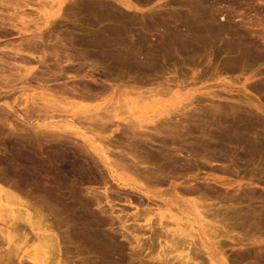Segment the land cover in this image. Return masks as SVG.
<instances>
[{"label": "rangeland", "instance_id": "obj_1", "mask_svg": "<svg viewBox=\"0 0 264 264\" xmlns=\"http://www.w3.org/2000/svg\"><path fill=\"white\" fill-rule=\"evenodd\" d=\"M28 1L27 0H21V2H19V0H10V1L9 0H0V4H1L0 5V7H1L0 10L1 9H4V11L1 10L3 12H0V17L1 16H2V18L6 17V19L8 18V19L12 20L13 19V16H14V19H13L12 22L17 26V29L12 30V33L14 34L13 36L11 35V36H9L7 38L0 36V57H1L0 59H3V60L4 59H7V60H4V61H7L9 63L12 62V63H10V65H8V68L6 67L7 65L4 66L5 68L8 69V70L5 69L6 70V73L5 74H7V71H8L9 74H10L9 71H13V73H15V71H16V73L17 72L19 73L20 71H24L25 68L26 69H29V70H33L32 71L33 73L35 72L34 75H33L34 78H32V76L29 77L28 78L29 80L26 81L27 84H26V82L25 83L22 82V84H20L21 82H19L15 86H7V87L6 86H1L2 88H0V190L3 191L2 192L3 194L6 191L13 192L17 197L19 196V198L21 200H24V201H26L28 199V201H26V203L33 201L34 203L31 202V203H27V204L35 205L41 211L44 212L43 214H45L44 216L47 219V221L50 224L54 225L53 226L54 233L56 235L60 236L59 239H61L62 237L66 236V237L62 238L64 240L63 241V244L61 242L62 246L65 248L64 249L62 247L63 248L62 249V252L63 253H62L61 259H63L67 264H104L105 263L104 254L102 253V251L99 248L97 249L95 247V249H93L94 246L93 247L89 246L91 248H89L87 250L86 247L88 248V244H86V243L83 244V242L81 240L79 242L78 239L75 240L76 244H74L75 243L74 242V239L75 238L74 239L73 238H70V240H69V238L67 237V235L69 236L70 234H71V237H72L73 236L72 234H74L75 224H74V218H73V212H72L73 211V208H74V205L77 206V207H80L83 204V206H84V203H82V202H87L85 200H88V201L93 202L92 203L93 204V207H92V210L93 211L95 209H97V210H99V209L101 210L102 209L103 210L104 213L103 212L100 213V211H96V212H99L101 214L100 216L103 215L102 218H104L106 220L107 219L109 220L111 218V215H112V220L110 219V222L112 221L114 223V226L115 227L114 226L112 227L114 229H111L110 230L109 227H105L103 229H105V230L107 229V230L111 231L112 233L114 232L115 233L114 235H117L118 234L119 237L116 236L117 239H118V242L120 243V241H121V244L126 245V248H124L125 250H123L121 252H118L119 254L117 253V255L114 257L113 261L116 260V264H162L161 259L163 257L166 258V260L168 261V262H166V264H186V259L183 260L184 262L181 261L183 259V256H182L183 255L182 254L183 253L182 252L183 249L180 250V249L176 248V250L178 249L176 251L174 249L176 246L172 249V246L174 245L173 241L175 240V242H176V239H177L176 236H173L174 235L173 231L179 230L181 227H179L176 224H174V222H169L170 223L169 224L170 226L167 229L168 232H166L165 231L166 229L162 228L163 226H159L158 224H155L158 221V220H156V219H158L157 218V215H155L156 213H158V214L159 213H164L166 215L169 214V212L167 211V209H164L166 207H163L165 205L163 203H159L158 204V202H156V203L154 202L153 203V202H151V200L150 201L147 200L145 196L139 194L138 192L132 190V188H131L132 185L134 184V185H137V186L143 185L146 189H148L150 191H156V192H162V193H164V191H165V193H164L165 196L163 195V198L164 199L166 198V200H169V199H171V196H172L171 193H173V190H172L173 189V184L170 181H168L166 185L163 184L164 186L161 185L159 187L155 183H147V182H144L143 180L139 179L137 176H134L133 175L134 173H132V171H130V170L127 171V169L121 168L119 165H118V167H116L115 166V162H117L116 155H114V154L111 155L110 154V157H109L110 160L108 162L111 163L112 164L111 166L116 170L115 175L117 174L116 175L117 176V179L114 180V177H112V174L110 173V171L107 170V166L103 162V159L101 158V156L103 154L102 151L107 148V149L110 150V153L111 152L114 153V150L116 149V147H117L118 150H119V147H120L121 148L120 149L121 151H124L125 150V152H129L128 151V148H126V145H125V144H127L128 139L125 138V135H124V138L122 137V135H123L122 132L123 131L122 132L121 131L120 132L119 131L111 132V130H110V131H106V132L103 133V132H101L99 130V131H95L93 133H90L88 131L90 128L87 125V122H85L86 121L85 120V117L92 115L98 107L104 108L105 105L110 106V105H113V103L115 105V102L123 101V103L122 102L116 103V105L118 107L121 106L119 108L121 110L120 113H121L122 116L120 115L119 118L126 119L125 124H127L131 120H132L131 122L134 121L135 123H137L138 121H142V124L143 125H145L147 127H150V126L152 127L150 119L153 118V117H155V116H158L159 113L162 112L163 117L160 120H158L157 118L154 119L159 124L160 123L159 121H162V119H165L166 118V116H164V113L165 112H163V111L170 110L174 106H176L178 104L177 103V100L176 99H170L168 97H164L165 99H163V101H159L160 104H158L159 102H157L155 104H152V106L150 104V107L149 106H146L144 104H142L141 106L140 105L138 106V105H135V104H132L131 105L129 103H128V107H127V105H126L127 104L126 103L127 100L128 99L130 100L133 97L136 98L138 95L135 96V94H137V93L134 94V91H132L131 88L128 89L130 91L129 92V95H128V92L127 91H126L127 92L126 94L125 93H121V90L120 89H119L120 90L119 92L122 95L119 92L116 93V90L115 89L117 87H120L121 88V86H118L117 84H119V81H113L114 80L113 78H115V76L117 74H122L121 72H124L126 74H129L126 70L129 71L132 68L130 69V67L128 66L129 69H127L128 67L125 66V69H126L125 70L124 69V66H118V68H117V66L115 67V65H113L110 60L108 61V60H105V58H101L102 56L99 53H95L96 51L93 52V49L94 50H97V49H95V47L92 46V45L90 47V45H89L90 42L87 43L91 38L94 37V35H99V34L104 33V31L107 29V27H109V25L111 26V23L110 22L113 21L112 19L109 20V18H107L108 20H101L103 18L105 19L106 17H102V16L101 17H98L99 14L96 15L94 8L90 7L91 4H97L96 1L98 2L99 0H92V1L91 0H89V1L88 0H74V1L73 0H70V1L69 0H66L63 4H61V1L62 0H28ZM116 1L117 0H113V2L111 0H100L98 2L97 6L100 7L102 5L103 7L104 6L112 7L114 5V7H112V8L115 9V8H118L119 7L120 9L118 8L116 10H118V11L124 10L123 8H121V6H119L116 3ZM118 1H122L124 3L127 2L126 4H131L135 8L132 12H127V11L125 12V10L123 11L124 16L122 17V20H124V21H121V22L123 24L127 23L126 26L128 25L127 26L128 29H126V32L127 33L126 32L124 33V35H125L124 38H126V36H127L128 40L132 38L131 40H129V41L126 40V41L130 42V41L134 40L133 38L134 37L136 38V36H134V35H136L135 33L138 31V32H142V33H145L146 32L145 35H147L148 39H150V42L151 43H154V42H156L158 40H161L163 37H166V35L163 36L165 34L164 32L166 30L167 31L168 30L170 31V30L173 29V27L175 28V27H181L182 25H185V23L188 21V19L191 16V14H193L192 12L194 11V9L197 7L196 4H198V1L199 0H179L180 2L178 0H173V1L172 0H118ZM237 1H239L241 3L237 2ZM70 2H72V3H70ZM100 2H101V5L99 4ZM217 2H218V4H221L222 3L223 5L224 4L227 5V3H228V5H230V6H232V5H233V7L236 6L237 10H239L240 8H242V10L246 9V11L248 12V15L250 17H252L253 22L256 23V25H258L260 23V25H258L257 27L255 26V30H258V32L255 31V32H253V34H252V31H254V30H252L249 27L250 25H248V26L247 25H244L242 22H238L237 23L238 25L236 24V26L234 27L235 33L237 31V34H238L237 35L238 37L236 36L237 37V41L238 42H241V44H244V45H242L243 47H245L244 48V51L246 52V54L248 53L251 56V57L250 56H247V58H244V59H242V57H240V59H242L243 63H241L242 61L240 60V62L237 64V66L235 65L236 67L235 66L233 67V65H232V67H229L228 66L229 67L228 68L227 65H226V63H225L226 59H224V58H227V60H229V58H228V56L226 57V53L224 52V50H223V48L221 46H223L222 44H224L225 42H227V40H229V39H226L228 37L225 38L226 41H225V39H223L224 41L222 39H219V40H217L219 42H217V41L214 42L213 46L210 47L207 50V52L209 54H207V53L204 54L202 52V54H201L202 56L201 55H198L199 57L196 56V59L194 61L197 62V63L195 64V62H194L193 65L191 64V65L188 66L186 64L188 62H186L185 59L183 58L184 56L186 57V55L182 56L183 60H181L182 58H178L177 59V57L172 58L174 56L171 55V56H169V59L170 60L168 61V56L166 57L167 58V62H166L167 63L166 64L167 67L165 65L166 68H164V69H166V71L165 70H162V71H164L165 73L166 72L167 73L170 72L171 75L173 73V75L171 76L170 73L167 75V73H166V75L163 74L164 75V78L171 79V77H172L171 80H175V78H177L176 80L185 81V82H182L181 81L182 82L181 86L184 87L183 89H186L187 90V91L186 90H183L182 91V99H184L185 97H187L188 94H191V93H194L195 96H197V95L199 96V95H203V94H208V93H213L215 91L217 92V94H220V95L222 93V95L220 96V98H218L219 100L213 99V101H214L213 103L215 105L219 106V107L221 105L222 111H221V108H219V109H220L221 112H223V114H220L219 109L218 110H215L214 108H212V110H211V108H209L210 109L209 111H211V112L206 111L207 113H203L205 111H202V110H208V107H210L213 104V103L210 104L211 101H209L208 103L205 102L207 100H206V98L204 96H203L204 98L202 96L199 97L202 101L205 102V103L203 102L204 104L203 103L202 104H199L200 106L198 105V102L196 104H194V105H198L197 106L198 109L201 110V111H199V112H201L200 113V116L202 115L203 117L202 116L200 117V116H197V115H195L193 117V120H195V117H196L197 120H195V122L197 124L194 123L193 120L191 121V119L189 120L190 121L189 122L190 124L187 122L188 125L187 124L186 125H187V127H188L187 129L189 131L187 133L188 134L190 133V135L189 136L187 135V137L185 139L188 142H191V141H194V139L196 140L197 138H200L201 137L200 135H202V133L204 131H205V135L206 134L207 135H210L211 134L210 132H212L211 129H214V128L221 129V130L222 129L223 130H226L225 129V127H226L225 124H228L229 125V123H231V121L234 118V116H240L241 115L242 116L241 118H243V116H245L246 118L247 117L248 118H251L250 120H251L252 123H256L257 122L259 124H262V122H263V124H264V120H263L264 119V116H263V114H261V113L260 114H257L259 112H257L256 109H253V107L251 109V107H249L247 105H246L247 106L246 107L245 104H242L241 105V104H237L236 103V100L242 99L240 101H245V99H246V101H247L248 99H251L250 101L254 105H256V106L257 105L264 106V31H263L264 30V27H263L264 26V22L262 21V20H264V18L262 19V17H264V4L263 3H258L257 0H253L252 1L254 4L251 2V0H241V1L240 0H235V1H233V0H222V1L221 0H217ZM248 2H250V3L248 4ZM78 3H79V5H77ZM87 3L88 4L90 3V4L88 5ZM188 5H190V6H188ZM191 5L193 6L194 9L191 7ZM65 6H66L67 10L64 9ZM87 6L89 7V10H88ZM70 7L72 9H69ZM248 10H250V12ZM62 11H64V12H62ZM90 11H91V13H90ZM83 12H85V13H83ZM16 13H17V15H16ZM59 13H60V16H61V14L62 15L64 14V17L66 18L65 20L64 19H61L60 20L61 23L56 18L57 16H59ZM258 13L260 15H257ZM2 14H4V16ZM5 14L7 16H5ZM55 14H58V15L56 17H54ZM85 14H87V15L85 16ZM89 14H90L91 17L88 16ZM125 14H126V16H125ZM124 17L127 18V19H123ZM45 19L48 22H50V21L51 22L54 21V22H52V24L51 23H47V21ZM131 19H133L134 21L131 20ZM258 19H261V20L259 21ZM25 20L26 21L28 20L29 23L24 24L23 22H25ZM34 20H35V22H34ZM94 20H95V22H94ZM98 20H100L101 22L98 21ZM56 21H59V23L56 22ZM218 21H220V19ZM257 21L259 23H257ZM0 22H1V19H0ZM49 24H51V25H49ZM180 24H182V25L179 26ZM250 29L252 31H249ZM163 30H165V31H163ZM19 32H20V34H19ZM100 32H102V33H100ZM41 34H42V37L45 35L43 37V40L44 41H47L48 40V41L45 43V42H42L41 40H38V41H40V43H43V47L41 49L39 48L40 51H39V49L36 50L35 55L38 56L37 59L30 57L32 60L31 59L30 60L28 59L26 61V60H23L22 58L20 59L19 56H16L14 54V51L9 50V48L10 49L11 48H15L16 49L17 47L20 48V46L23 45V44H24L23 46H26V44H28L26 42L28 41L29 37H30L29 40H31V39H33V37L35 35H37L36 36V38H37L38 36H41ZM56 34H58L57 36H59V38L56 37ZM68 34H69V36H68ZM91 35H93V36H91ZM89 36H90V38H89ZM161 36H162V38H161ZM54 37H56V39H54ZM24 38L27 39V40H24ZM51 38H53V39L51 40ZM83 38H85V39H83ZM242 39H244V40H242ZM21 40H23V41H21ZM55 40H57L56 42H58L57 44H55L56 46L58 44H60V46L58 45L59 48L58 47L57 48H53L54 46L52 45V43H54ZM61 40H64V41L62 42ZM67 40L69 42H71V44L68 42L67 45L68 46L70 45L69 47H71V45L73 46V48H71L70 51L62 46V44L64 42H65L64 44L66 45ZM86 40H87V42H86ZM49 42H50V45H49ZM82 42H83V46H82ZM77 45H78V47H80L79 49H78ZM124 45L127 48H129V49H131L132 48L131 46H133V45L130 46L129 43L127 45V42ZM248 46H249V48H248ZM61 47H63V48H61ZM55 49L56 50L59 49L60 50L59 53L62 51L63 53L62 52L61 53L63 55L61 53L59 54L58 51L56 52ZM253 49H254V52H253ZM67 50L70 52V54H73V55L77 54L76 57L74 56V62L73 63H70V65L72 64V66L69 65L68 68L66 67L67 70H68V72H69V69H70V72L71 71L74 72V73L71 72L73 75L70 72H69V74H68V72H66L67 73V76L66 77L67 78L70 77V78L67 79L65 77H62V79H59L58 82H53L54 80H51L50 79L51 84H50V81H49L48 82L49 83L48 86L51 89L53 88L52 89L53 91L50 88H46V87L42 88L43 86H40V85H43V82L40 83V84H38V81H36V82L33 81V79H35V77H38V78L39 77H42L43 76L42 75L43 73H44V76L46 75V77H47L48 73L52 72V70H53V72L56 73V72H59L58 71V68L61 70V68L63 66H67V65H63V63H65L64 61H66V58L64 57L65 56L64 55V51H67ZM72 50H73V52H72ZM26 52H28V51H26ZM131 52H133V51H131ZM56 54L59 55V57L56 59V60H59L58 61L59 62L58 64L60 66L63 65L61 68L56 65V61H55V58H54V56ZM47 55H49V56H47ZM80 55L82 57H80ZM83 55H84V57H83ZM50 56H52V57H50ZM142 56L143 57L147 56V53L146 52H143ZM258 56H260V57H258ZM202 57H205V58H203L204 60L202 59ZM248 57L251 58L252 61H251V59L247 61V59H249ZM59 58H61V59H59ZM62 58H65V59H62ZM19 59H20V61H19ZM179 59L181 61H179ZM177 60H178V63H177ZM21 61H23V62H21ZM44 61H46V62H44ZM89 61H91V62H89ZM98 61H100V62H98ZM60 62H63V63H60ZM82 62H83V64H82ZM85 62L86 63L89 62L91 64L88 65ZM201 62H203V63L201 64ZM190 63L191 62H189L188 64H190ZM92 64H94L95 66L92 65ZM174 64H175L176 67H173ZM87 65L90 68L91 67H94V68H91V70H88L90 68ZM21 66H22V68L24 67V69H22ZM80 66H82L83 68L85 67L84 70ZM168 66L170 67L171 70L168 68ZM178 66L181 67V70H180V68ZM205 66L206 67L208 66V67L206 68ZM211 66H212V68H211ZM19 67H20V70H19ZM56 67H57V70L55 69ZM78 67H80V69L82 71ZM219 67L220 68L222 67V68L220 69ZM239 67H241V68H239ZM74 69H77V70H80V71H77V70L75 71ZM93 69H94L95 72L92 71ZM122 70H124V71H122ZM133 70H135V69H132V71H130V72L133 73V74H135L136 71L134 72ZM207 70H209V71H207ZM201 71H203L204 73L202 72V74H201ZM45 72H47V74H45ZM215 72H216V74H215ZM183 73H184L185 76L183 75ZM226 73H227V75H225ZM51 74L53 75V73H50L47 78H51L52 77ZM78 74L80 76H83V75L86 74V76H89V77L94 74V76H92V78H91L92 81H91V80H89V77H88V79L87 78L86 79L84 78L85 80L83 78L80 79L81 77L75 78L74 76L78 77L79 76ZM203 74H206L205 75V78H204V75ZM211 74H214L216 77H214V78L211 79V77H212ZM217 74H218V76H217ZM1 75H4V73L2 74V72H0V76ZM50 75H51V77H50ZM198 75H200L199 77H202V78H199V79H202V81L197 79L198 78ZM178 76H179V78H178ZM96 78H97V80H95ZM107 78H108V80H107ZM195 78H196V80H195ZM52 79H53V77H52ZM186 79H188L189 81L186 80ZM203 79L206 80V83H205V81H203ZM65 81L66 82L69 81V83H70L69 85L70 86H75V87L77 86L76 89H79V90L81 88H83L84 85H86V86L88 85L87 87H89L93 91V92L92 91L90 92L91 93L90 95H92L95 92H98V90H100L101 86H103V83H105L104 85H108V86L109 85H112V86L114 85L113 88H115V87L116 88L113 89V91H115V93H112L113 91L111 90L112 92L109 91L108 93H105V94H102V95L101 94L99 95V94L96 93V97H95V94H93V97H90V100L88 98H87L88 100L86 98L85 99H82V98L79 99V98H77V97H75L73 95H71L69 97L70 94H65L64 95L61 92H58V94H57V91L58 90L60 91V89H57V88H59L58 85L62 84ZM94 81H95V83H94ZM107 81H110V82H107ZM198 81H200V82L197 83ZM202 82H203V84H201ZM184 83H185V85H184ZM172 84H173V88H174L175 83H172ZM194 84H195V87H193ZM115 85H117V86H115ZM197 85H199V86H197ZM148 87L151 88V85L150 86H145V88H143L141 90L142 91H147L148 89H146V88H148ZM152 87L154 88V87H156V85L155 86L152 85ZM47 89H49L51 91H49V90L46 91ZM94 90H96V91H94ZM123 90L124 89H122V92H124ZM199 90H201V91H199ZM131 91L133 92V94L131 93ZM46 92L48 94H46ZM87 95H89V94H87ZM105 95H106V99H104L105 98ZM121 96L124 97V98H122ZM224 97L227 99V101H226V99H225V101L223 100ZM42 98H45L46 100L45 101H42ZM59 98L62 101H60ZM67 98L69 99V101L67 100ZM91 98H92V100H91ZM166 99L167 100L169 99V100L167 101ZM164 100L166 102H164ZM109 101L110 102H113V103H109ZM68 102H69V104H68ZM189 102L190 101H186V102L184 101L185 104L186 103L188 104ZM108 103H109V105H108ZM43 104H44V107H46L47 109L43 107ZM168 104H172V107H171V105H168ZM45 105L52 106L53 108L52 107H47ZM124 105H126V107H124ZM153 105H155V106H153ZM167 105H168V107H167ZM194 105L191 106V107H195ZM231 105H233V106H231ZM238 105H240V107H238ZM137 106L139 108H137ZM142 106H144V107H142ZM205 107L207 109H205ZM233 107H235V108L233 109ZM39 108H42L44 110H41V112H40V110H38ZM144 108H147V109L144 110ZM35 109H37V111H34ZM123 109H125V110H123ZM139 109L141 110V112H140ZM198 109L196 108V114H198ZM52 110H54V111L52 112ZM57 110L58 111L60 110V112H58ZM64 110L67 111V112H65ZM130 110H132V111H130ZM213 110L214 111H218V112L217 113L216 112L214 113ZM235 110L239 111L240 114L236 115L238 112L235 113ZM62 111H64V112H62ZM249 111H251V112L249 113ZM212 112H213V114H212ZM252 112H253V114H252ZM43 113H45V114H43ZM203 114L206 115V118H205V115H203ZM233 114H234V116H233ZM222 115L224 117V119H222L223 121L221 120L222 121V124H224L223 125V128H222V125H220V123H221L220 119L223 118ZM225 115L226 116L229 115V117H226ZM82 116L83 117L85 116V117L83 118ZM199 117H200V119H203L204 121H201L199 119ZM210 117H211V119H210ZM183 119H182V121H183ZM212 119H214V120H212ZM258 119H260V120H258ZM116 121L117 122L119 121L120 123H123V122H121L122 120L120 121L119 119L116 120ZM82 122H83V124H81ZM146 122H150V123H146ZM191 122H193V123L191 124ZM210 122H212V123H210ZM193 124H196V125H193ZM72 125H74V126H72ZM192 125L194 126V128H195V126L197 128H199V130L197 128H195L197 130H194L192 128ZM211 125L214 126V127H212ZM217 125H220V126H217ZM13 126H14V128H13ZM49 126H51V127H49ZM58 126L66 128L65 130L67 131V133L65 135L66 136H70L68 138L69 140H64V141H66L65 143L63 142V140L62 141H58L55 137H53V134L52 133H56V132L57 133H60L61 132V130H57L56 129V128H58ZM209 127L211 129H209V132H208V128ZM191 128L193 130H190ZM200 129H201V132H200ZM12 130H14V131H12ZM120 130H124L123 127H121ZM206 130H207V132H206ZM190 131H192V132H190ZM86 132H88V133L85 136L89 139V140L87 139V141L84 139V137H80V135H75V136L74 135H71V134H74V133L83 134V133H86ZM191 133L194 136H191ZM212 133H214V132H212ZM261 134H264V130H263V132ZM204 136H202V137H204ZM52 137H53V139H52ZM116 137H118V138L116 139ZM122 138L124 140L126 139L127 141L125 142ZM101 139H103V140H101ZM109 139H111L113 142H111V140H109ZM118 139L119 140L121 139L122 141H124V143H125L124 145L125 146L122 145V147L124 146L126 149L124 147L122 148L119 143H118L119 147H118V145H116L117 142H118ZM72 140H74V141H72ZM105 141L108 142V143H106ZM76 144H78V145H76ZM79 144H81V145H79ZM112 144H113V146H115V148L113 146L111 147ZM230 146H226V148L227 147L228 148L230 147V150L227 148V154L228 155L231 154V156H237V153L236 152H238V153L241 152L240 149L236 150L237 148H235V147L233 148V145H230ZM151 147H154V146H151ZM155 148H156V146H155ZM157 148H158V146H157ZM231 149H232V151H231ZM118 150H115V152L116 151L117 152H120ZM234 152L236 153V155H235ZM215 153H216V151H215ZM90 154H91V156H90ZM220 154H222V153H216L215 155H216L217 161L215 160L212 165H210V166L208 165L207 168H205V169H203V166L202 167H196L195 166V169H190V171H191V174H190V171L188 172V170L187 169L185 170L184 169L185 167H184L182 170L180 169L181 170V173L182 174H188L189 173L191 175V177L197 175L198 178H200V177L201 178L207 177L209 174H212V176H215V177L220 178L221 182L223 180H225V179L226 180H230L233 177H236V178H233V179L235 180V182L237 184L236 186H238V185L241 186V187H239V186L237 187L240 190L230 189L228 191L229 194H231L232 192L235 193L236 191L240 192L241 190H243V191H241L242 193H244V192L250 193L251 190L255 187V189L257 190L256 192H258V191L259 192H258V194L256 193V196H255V201L256 202H254V204H255L254 206H256V207L262 206L263 203L260 201V198H261V195L260 194L264 193L263 192L264 191V170L262 168V165L264 164V162H261V164H260V161L261 160H260V158H257V159H254L253 161L255 162L256 160L258 161V159H259V162L256 161L255 162L256 164L253 163V162H251L255 167L252 164L251 165L250 164L247 165L248 166V169H250L251 166H252L251 169H253V170L255 169L254 171H256V169H257V172H255V173L257 174V177L260 176L259 178H261V180H259L260 183L258 182V180L257 181L256 180L253 181V182H256V184L259 183L260 184L259 186L254 185L252 187H248V186H250L248 184H250L251 182H249V175L247 174L248 177L246 176V171L243 172V170H240V174H238V175H236V173H234V174H229L228 173V177L229 178H227V174L225 175V173H223L221 170H219V172H218V170H216V169H218L220 167V165H228V166H230L231 169L234 168L233 166H231L230 161H229V158H227L226 156H223V154H222V156H220ZM193 157L190 158V159H188V158H186V159H188L189 161H191V159H192V161H193L192 163H195L196 161H198V159L201 160V157L200 158L197 157L198 159L195 157L197 160L195 158H193ZM186 159H184V160H186ZM202 161L205 162L204 159ZM185 163H187V162H185ZM257 165H259V166H257ZM184 166H186V164ZM212 166H213V168H215L214 170H211L210 169V167H212ZM10 169H11V172H10ZM260 169H261V171H260ZM198 170L202 174L200 172H198ZM186 171H187V173H186ZM194 172H196V173L194 174ZM259 172H260V174H258ZM242 176H244V178ZM106 177H107V179H106ZM119 177L120 178H123V180H118V179H120ZM2 178H3V180H2ZM6 178H7V180H6ZM222 178H224V179H222ZM105 179H106V181H105ZM4 180H6V181H4ZM183 180L184 179H179L178 183L179 182H182ZM106 183H107V185H106ZM168 183H170V184H168ZM226 183H227V181H226ZM128 184L130 185V187H129ZM151 184H153V185H151ZM246 184H247V186H246ZM126 185H128V187ZM154 185H156V187H154ZM219 186H220L219 184H218V186L216 184H214V183L211 184V187H213V188L216 187L215 188L216 190L217 189L218 190L221 189L220 190V193L227 192V190L224 189V187L221 188V186L220 187ZM19 189H20V191H19ZM108 189H111V192H108V191H110ZM114 189L117 192L114 191ZM181 189H180L181 193L182 192L184 193V191H182L183 189L182 190ZM247 189H248V191H247ZM41 190H42V192H41ZM171 190H172V192H170ZM166 191H168V192H166ZM87 193H88V195H87ZM91 193H92V195H90ZM128 193H130V194H128ZM28 194H31L33 196H31V195L28 196ZM107 194L109 195V198L108 199L106 198L107 197L106 196ZM112 194L113 195H116V196H113ZM214 194L217 195L219 193L216 192ZM94 195H96V196H94ZM185 196H186L185 197L186 201L193 200V197L192 196H190V195L188 196V194L185 195ZM222 196L221 197L220 196H217L218 199L216 197H212L210 199L209 198H203V199L200 198L198 200V202H200V203L201 202L202 203L205 202L203 204H205V205L207 204V205L205 206L206 208L200 206V208H202V209H199V212H202L205 209H210L211 213L220 212L228 204L226 202H225L226 205L224 204V202L222 201ZM28 197L30 198V201H29V198ZM119 197L122 198V199L120 200ZM123 197H126V198H123ZM139 197L144 202L146 201L145 202L146 205L144 207H139L138 205H136V206L134 205V204H136L138 202ZM73 198L74 199L77 198V200L76 199L74 200ZM112 198H114V199H112ZM130 198H131V201L130 202H128L129 200L126 201V199H130ZM257 198H259V199H257ZM115 199H117V200H115ZM123 199L126 202H124ZM144 199H146V200H144ZM201 199H202V201H200ZM53 200H56V201L52 202ZM98 200L100 202L102 201L101 205H99V206H98V203L95 202V201H98ZM204 200H208V201H204ZM57 201H58V203H57ZM109 201H111V202H109ZM133 201L135 202L134 204H132ZM248 201L249 200L247 199V202ZM47 202H48V204H47ZM79 202H80V205H79ZM220 202H221V204H219ZM247 202L244 201V203L242 204L241 207L244 208V209H246V203ZM64 203L67 204V205L65 206ZM10 204L14 205L13 208H19L20 207V206L17 205V203H14V202H12V203L10 202ZM54 204H56L57 206L54 205ZM130 204H132V205H130ZM156 204L159 205V207ZM229 204H231V203H229ZM15 205H17V206H15ZM210 205L214 206V209L215 210ZM50 206H51V208H50ZM178 206H179V208L182 211H180V210L179 211L176 210V211L179 212L180 214H176L177 212L175 213V209H177ZM178 206H176L174 208V214H175L174 216H175V218L177 220H182L181 223H186L187 222L186 219H188L187 217L189 216V220L191 222L190 224L192 225V227L188 228V230H186V233L187 234L192 233L196 237V240H194L195 241V244H196L195 245L196 248L195 247L193 248L196 251V253L194 251H189V250H188V252H190V254H193L191 257L196 258V263H198V264H210L209 261H208V256L206 255V252H205V254H204V252H202L203 255H205V256H203L201 253L199 254V251L198 250H200V246L199 247L197 246V245H201L204 242L203 240L209 241L211 243V240L208 239V237H209V236H207L208 234L204 233L205 232L204 230H207L206 227L208 225L210 226V228L211 227H214L215 228V227L220 226L221 223H222V225H221L222 227L225 228V226L227 225L226 228H228V229H224L223 228V230L221 231L222 234L223 233L225 234V232H223L225 230L228 231L231 234L232 230L231 229L229 230L230 226L228 225L229 223L227 221L229 219H232V218H227L228 216H225L228 219L226 221V219L225 220L223 219L222 215H220L221 218H218L219 215L217 217L212 216V215H211L212 216L211 217V216L208 215L209 216L208 217L205 214H203L205 216L202 217L203 215L201 216L200 214H198L197 211L196 212L193 211V209L191 207H189V206L185 207L186 205H183L182 203L178 204ZM222 206H223V208H221ZM45 207L48 208V210ZM20 208H22V207H20ZM23 208H22L23 210L26 209L25 206ZM55 208H57V209L54 210ZM144 208H148V209L149 208H151V209H154L155 208L156 209V212L154 214L150 215V219L151 220H153V221L156 220L155 222H152L151 221V224H153V229L158 231L157 232L158 234L164 235L165 232H166V234L164 236H162L160 240H155V237H153V235H152V231H150L148 229L149 227H146L143 230V231H145L144 233H143V231L137 233L138 236H140V238H141L140 246H142V248L141 247H138L137 248V246H136L137 243L134 241V238H132L133 237L132 235L130 236V234H128L127 231L125 232L124 230L119 231L120 230L119 229V220L116 221L117 220L116 218L118 216H120L122 218H123V216H125V219L124 220H126L129 217L130 221L127 223V225L130 227V231L133 230L136 227L139 228L140 225L144 227L145 225H147V223H144V220L141 219L142 222H141V220H139L140 222L138 221L137 223H135L134 220L131 219V217H130L132 215L134 216V214H136V212L139 213ZM189 208H191L192 211ZM49 209L52 210V211L49 212L50 211ZM71 209H72V211H71ZM139 209H140V211H139ZM85 210H86V213H87V214L85 213L86 215L84 214ZM212 210H213V212H212ZM222 211H225V210H222ZM31 212H33V211H31ZM81 212H80L81 215H85L86 217L88 216L87 218H91V214H90L91 213V209H89V208L86 207L84 209L83 213H81ZM107 212H109V213H107ZM112 213H115V214L113 215ZM5 214L6 213L4 211L3 212L0 211V215H2V216L4 215L5 216ZM55 214L58 215V216H56ZM104 214H105V216H104ZM196 214H198V215H196ZM46 215H47V217H46ZM52 215L55 216V217H53ZM178 215H180V216H178ZM230 215H232V214H230ZM176 216H178V217H176ZM68 217H69V219H68ZM215 218H216V220L219 219V221H218L219 223L216 222V221L214 222L213 219H215ZM222 219H223V221H222ZM114 220H115V222H114ZM232 220L234 221V225L236 226V224H237V223H235L236 219L233 218ZM238 221L239 220H237V222ZM66 222L67 223L69 222V223L66 224ZM164 222H165V220H164ZM223 222L225 223L224 226H223ZM250 222L247 221L245 223H240V224L238 223V225H237L238 227L236 226V228H234L235 226L234 227H231V228H233V230L235 229L234 230V233L232 232V235L233 236L234 235L236 236V238L235 237H232V238H235V240L238 241L237 240L238 237H239L238 239L243 238V237H245L243 235H246V234H248V236L250 235L249 237L255 236L251 232L252 229L250 230L248 228L250 226V224L247 225V223H250ZM23 223L26 225V227L24 226V228L27 229L29 227V225L26 224L25 222H22V224H19V226L20 225L23 226L24 225ZM232 223L230 225H232ZM58 224L60 225L61 228L59 227ZM244 224L247 225V227ZM182 225H184V224H182ZM203 225H205L206 227L203 226ZM65 226H67V227H65ZM68 226H69V229H68ZM20 227H18L17 229L19 230ZM154 227H156V228H154ZM204 227H205V229H203ZM6 228H7V226L0 221V229L1 230L4 229V231H6ZM21 228H22V230H24V232H20V231H22L21 229H20V231L17 230L19 233L17 231H15V233H16V235L18 237L14 241H16L18 238H20L19 236L21 234H23V233H26L28 235V238L26 240H31V239L34 238V234L31 231L30 227L27 229L28 231L25 230V229H23V227H21ZM56 228H58V229H56ZM70 228L72 229L73 233H70ZM237 228H239V229H237ZM159 229H160V232H159ZM248 229L250 230L251 233L248 232L249 231ZM66 230H68L69 232L66 231ZM107 230L106 231H103V232H109ZM163 230L165 232H163ZM244 230H246V231H244ZM254 230L255 229H253L252 231H254ZM29 231H30V233H29ZM255 231H254V233L256 234ZM63 232L66 235H63ZM59 233H60V235H59ZM258 233H260V232H257L256 236L253 239L255 241L257 240L259 242H257L256 244H253V245H246L247 243H245V242L244 243H241V245H238V243H236V242L235 243H232V242H230V240L227 241V239L222 238V234H221L220 237H219L220 238L219 240H221V238L223 239V244H222L223 247H222V249H219V250L223 253V256L225 258L228 255L230 256V257L228 256L229 259H227V260L229 262H231V264H234L233 263L234 261H236V262L238 261L239 263L241 262L240 264H249L250 262L253 263L254 262V259H255V258H253L254 257L253 255H255V257H256V254L262 253V252H263L262 254H258L257 256H260V255L263 256L264 255V251H263L264 250V240H262L264 238V235H262V234L260 235ZM123 234L126 237H124ZM143 234H145V235L143 236ZM239 235H241L242 237H240ZM124 238H126V239H124ZM26 240H21V241L18 240L17 241V242L20 241V243H18L19 244L18 246L20 247L19 250H18V255L15 256L16 259L14 257H13L14 259H11L10 255H9V254L12 253L11 250H10V248L12 249L13 248V245H16L17 243L13 241L14 243L12 242L10 244L8 242V240L6 239V237L3 236L0 233V258H1L0 259V264H1V262L3 260H4V262H2V264H4V263L5 264H24L25 261H27L28 264H32L29 261L27 255L30 254V253H32L34 251V248L36 247L37 243H35L33 240H32L33 242L31 241V242L26 243ZM196 241H197V243H196ZM152 242H154V243H152ZM77 243H78V245H77ZM79 243H80V245H79ZM25 244H27V245H25ZM224 244H225V246H224ZM242 244H244L245 246L243 245V247H242ZM64 245H66V246H64ZM90 250H91L92 254H90L91 253V252H89ZM242 251H244V252H242ZM246 251H248V252H246ZM253 251L254 252H257V253H254ZM240 252L246 254V256L243 254V257L246 258L245 260H243L242 257H241L242 259L240 258V256L242 255V253L239 255ZM185 254H187V252H185ZM197 254H198L199 257L201 256L200 258L202 260L197 256ZM224 254H227V255L225 256ZM247 254H249L250 256L252 255V258L253 259L250 258V256L247 255ZM119 256L121 258L120 260L118 258ZM165 256H168V257H165ZM221 256H222V254H221ZM221 256L219 255L217 257V259H216L217 260L216 261L217 263L221 261ZM247 257H248V259H247ZM25 258H26V260H25ZM21 259H23V260H21ZM234 259H236V260H234Z\"/></svg>", "mask_w": 264, "mask_h": 264}, {"label": "bare ground", "instance_id": "obj_2", "mask_svg": "<svg viewBox=\"0 0 264 264\" xmlns=\"http://www.w3.org/2000/svg\"><path fill=\"white\" fill-rule=\"evenodd\" d=\"M10 1V0H9ZM28 1V0H27ZM66 0H62L61 1V4H63L64 2H65ZM70 1V0H69ZM74 1V0H73ZM89 1V0H88ZM92 1V0H91ZM100 1V0H99ZM98 1V2H99ZM112 2H113V0H111ZM173 1V0H172ZM179 1V0H178ZM222 1V0H221ZM233 1H235V0H233ZM241 1V0H240ZM253 0H251V2H252ZM5 2V1H4ZM3 2V3H4ZM8 2V1H7ZM19 2H21V0H19ZM29 2V1H28ZM95 2V1H94ZM98 2L96 1V3L98 4ZM138 2V1H137ZM180 2V1H179ZM224 2V1H223ZM237 2H239V1H237ZM257 2L258 3H263L264 4V0H257ZM51 3V2H50ZM70 3H72V2H70ZM84 3V2H83ZM108 3V2H107ZM116 3L119 5V6H121V8H123L124 10H125V12L127 11V12H132L135 8H134V6H132L131 4H126V3H124V2H122V1H116ZM233 3V2H232ZM231 3V4H232ZM239 3H241V2H239ZM250 2H248V4H249ZM253 3V2H252ZM69 4V3H68ZM88 4V3H87ZM86 4V5H87ZM90 4V3H89ZM88 4V5H89ZM97 4H91L90 5V7H92V8H94V10H95V13H96V15L97 14H99V16L98 17H106L105 19L103 18V19H101V20H108L107 18H109V20L110 19H112L113 21L112 22H110L111 23V26L109 25V27H107V29L104 31V33H102V32H100V33H102V34H99V35H94V37L93 38H91L88 42H87V40H86V42L87 43H89V45H90V47H91V45L92 46H94L95 47V49H97V50H94L93 48V52L94 51H96L95 53H99L102 57L101 58H105V60H110L111 61V63L113 64V65H115V67L117 66V68H118V66H124V69H125V66H129L130 67V69L132 68V69H135V70H133L134 72L136 71V73L135 74H133V73H131L130 71H132V69L131 70H126L129 74H126V73H124V72H121L122 74H117L116 76H115V78H113L114 80L113 81H119V84H117L118 86H121V88L120 87H115V88H113V86L112 85H104L105 83H103V86H101V88H100V90H98V92H95V93H93V94H95V97H96V93L97 94H105V93H108L109 91H113V89H115L116 90V93L117 92H119L120 90H121V93H127L128 92V95H129V88H131V90L132 91H134V94L135 93H137V94H135V96H137L136 98H132V99H128L127 100V107H128V103L129 104H135V105H142V104H144V105H146V106H149L150 107V104H151V106H152V104H155V103H157V102H159V101H163V99H165L164 97H168V98H170V99H176L177 100V105L176 106H174L172 109H170V110H166V111H163V112H165L164 113V116H166V118L165 119H162V121H159L160 123L158 124V122H156V120H154L155 118H157L158 120H160L162 117H163V114H162V112L161 113H159V115L158 116H155V117H153V118H151L150 119V121H151V125H152V127L150 126V127H147V126H145V125H143L142 124V121H138L137 123H135L134 121L133 122H131V121H129L127 124H125V122H126V119H121V118H119L120 117V115H121V110H120V108L119 107H121V106H117L116 105V103H120V102H122L123 103V101H120V102H115V105H114V103L113 102H110L109 101V103H113V105H110V106H107V105H105V107L104 108H100V107H98L96 110H95V112L92 114V115H90V116H84L85 117V122H87V125L89 126V132L90 133H93V132H95V131H101V132H106V131H110L111 130V132H115V131H123L122 132V137L124 138V135H125V138H127L128 139V141L125 139H123L125 142L127 141V144H125L124 143V141H122L121 139L119 140L118 139V142H117V144L116 145H118V143L121 145V147H122V145H126V148H128V151L129 152H125V150L124 151H121L120 149V147H119V145H118V147H119V150L117 149V147H116V149L115 150H118V151H120V152H115V150H114V153H110V150L109 149H104L102 152H103V154H102V156H101V158L103 159V162L106 164V166H107V170H109L110 171V173L112 174V177H114V180H116L117 179V174L115 175V173H116V170L111 166L112 164L111 163H109L108 161L110 160V154L112 155V154H114V155H116V158H117V162H115V166L116 167H118V165L121 167V168H124V169H127V171L128 170H130V171H132V173H134L133 175L134 176H137L139 179H141V180H143L144 182H147V183H155L156 185H158L159 187L161 186V185H163V184H167V182L168 181H170L172 184H173V193H171L172 194V196L169 194L170 192H172V190L168 193L170 196H171V199H169V200H166V198L164 199L163 198V195L165 196V191H164V193H162V192H156V191H150V190H148V189H146L143 185H141V186H137V185H132V190H134V191H136V192H138L139 194H141V195H143V196H145L146 197V199L147 200H151V202H158V204L159 203H163L165 206H163V207H166V208H164V209H167V211L169 212V214L168 215H166V214H164V213H156L155 215H157V218L158 219H156V220H158L157 221V223H155V224H158L159 226H163L162 228H164V229H166L165 231L166 232H168V227L170 226L169 224V222H174V224H176L177 226H179V227H181L179 230H176V231H173V233H174V235L173 236H176V242H175V240L173 241V243H174V245L172 246V249L174 248L175 250H176V248H178V249H180V250H182V256H183V259L181 260V261H183L184 259H186V264H198V263H196V258H193V257H191L193 254H190V252H188V250L189 251H194L195 253H196V251L193 249L194 247H195V241L194 240H196V237L192 234V233H189V234H187L186 233V230H188V228H190V227H192V225L190 224L191 222H190V220H189V216L187 217L188 219H186L187 220V222L186 223H181V221L182 220H177L176 218H175V214H174V208L176 207V206H178V204H180V203H182L183 205H186L185 207H187V206H189V207H191L192 209H193V211H197L198 212V214H200L201 216L203 215V214H205V215H209V216H215V217H217L218 215V218H221L220 217V215H222V217H223V219L225 220L226 219V221L228 220L227 218H234V219H236V221H235V223H237L236 224V226L238 225V223L240 222V223H245V222H250V223H247V225L248 224H250V226L248 227L250 230L252 229H255L254 231L256 232V234H257V232H260V233H258V234H262V235H264V193H262V194H260L261 195V198H260V201L263 203V205L262 206H259V207H256V206H254L255 204H254V202H256L255 201V196H256V193L258 194V192H256L257 190L255 189V187L251 190V192L250 193H248V192H244V193H242L241 191H243V190H241L240 192H238V191H236L235 193H231V194H229V190L230 189H237V190H240V189H238L237 187L239 186H236L237 184H236V182H235V180L233 179V178H236V177H233L232 179H230V180H223L222 182H221V180H220V178H218V177H215V176H212V174H209L207 177H203V178H198V176L196 175V176H192L191 177V171H190V169H195V166L196 167H202L203 166V169H205V168H207V166L209 165H212L213 164V162L216 160L217 161V159H216V153H222L223 154V156H226L227 158H229V161H230V164H231V166H233L234 168L233 169H231L230 168V166H228V165H220V167L218 168V169H216V170H218V172H219V170H221L223 173H225V175L227 174V178H229L228 177V173L229 174H234V173H236V175H238V174H240V170H243V172L244 171H246V176H247V174L249 175V182H251L250 184H248V185H250V186H248V187H252V186H254V185H256V186H259L260 184V181L259 180H261V178H259V177H257V174L255 173V172H257V169H256V171H254L253 169H251L252 168V166H251V170L250 169H248V166L247 165H251L252 163L251 162H253V163H255L253 160L254 159H257V158H260V164H261V162H264V134H261L262 132H263V130H264V124H263V122H262V124H259V123H257L256 121V123H252L251 122V118H246L245 116H243V118H241L242 116L240 115V116H234V114H233V116H234V118L232 119V121H231V123H229V125L228 124H225V129L226 130H221V129H217V128H214V129H211L210 127L208 128V132H209V129H211L212 130V132H214V133H212V132H210L211 134L210 135H205V131L202 133V135H200L199 137L200 138H197L196 140L194 139V141H191V142H188L185 138L187 137V135L189 136L190 135V133L188 134L187 132H189L188 131V127H187V125H188V123L190 122L189 120L191 119V121L193 120V117L195 116V115H197V116H200V113L201 112H199V111H201V110H199L198 109V105L199 104H202L204 101H202L199 97H205L206 98V100L207 101H205V102H209V101H211V103L210 104H212L214 101H213V99H217V100H219L218 98H220V96L222 95V93H221V95L220 94H217V92L215 91V92H213V93H208V94H203V95H197V96H195L194 95V93H191V94H188L187 95V97H185L184 99H182V91L183 90H186V89H183L184 87H182L181 86V84H182V82H185V81H180V80H176L177 78H175V80H171L172 79V77H171V79H169V78H164V75H166V73L164 72V71H162V70H165L166 71V69H164V68H166L167 67V56H168V61L170 60L169 59V56H174V57H172V58H175V57H177V59L178 58H182V56H184V55H186V57L184 56L183 58L185 59V61L186 62H191L190 64H188V63H186L188 66L189 65H193L194 64V60L196 59V56H198V55H201L202 54V52L205 54V53H207V54H209L208 52H207V50L210 48V47H212L213 46V44H214V42H216L217 40H219V39H225L226 37H228V38H226V39H229V40H227V42H225L224 44H222L223 46H221L222 48H223V50H224V52L226 53V57L228 56V58H229V60H227V58H224V59H226V61H225V63H226V65H227V67L229 66V67H232V65H233V67L236 65L237 66V64L240 62V60L242 61V59H244V58H247V56H250V54H246V52L244 51V48L245 47H243L242 45H244V44H241V42H238L237 41V31H236V33H235V31H234V27L236 26V24L238 23V22H242L244 25H250L249 27L252 29V30H254V31H252L251 29L249 30V31H252V34H253V32H255V31H257L258 32V30H255V26L257 27L258 25H260V23L257 21V23H259L258 25H256V23H254L253 22V20H252V17H250L249 15H248V12L246 11V9H244V10H242V8H240L239 10H237V8H236V4L234 5L235 7H233V5L232 6H230V5H228V3H227V5H223L222 3L221 4H218V2H217V0H199L198 1V4H196L197 5V7L194 9L193 8V4L191 5V7L194 9V11L192 12L193 14H191V16L189 17V19H188V21L185 23V25H182V24H180L179 26H181V27H173V29L172 30H163V31H165L164 33V35L163 36H165L166 35V37H163L162 38V36H161V40H158V41H156V42H154V43H151L150 42V39H148V37H147V35H145L146 34V32L145 33H142V32H136L135 34L136 35H134V36H136V38L134 37L133 39L134 40H132V41H130V42H128L129 40H131V39H129L128 40V38H127V36H126V38H124L125 37V35H124V33L126 32V29H128L127 28V26H126V24L127 23H125V24H123L121 21H124V20H122V17L124 16V14H123V11L124 10H122V11H118V10H116V9H118V8H112V7H114V5L112 6V7H108V6H102L101 5V2L99 3L101 6L100 7H98L97 6ZM245 4V3H244ZM254 4V3H253ZM257 4V3H256ZM1 5V4H0ZM77 5H79V3L77 4ZM76 5V6H77ZM169 5V4H168ZM178 5V4H177ZM184 5V4H183ZM186 5V4H185ZM195 5V6H196ZM75 6V7H76ZM188 6H190V5H188ZM187 6V7H188ZM240 6V5H239ZM245 7V6H244ZM247 7V6H246ZM1 8V7H0ZM87 8H88V10H89V7L87 6ZM250 8V7H249ZM252 8V7H251ZM64 9H66L67 10V8H66V6H65V8ZM69 9H72L71 7L69 8ZM86 9V8H85ZM120 9V8H119ZM253 9V8H252ZM1 10H3L4 11V9H1ZM0 10V12H3V11H1ZM251 10V9H250ZM250 10H248L249 12H250ZM256 10V9H255ZM263 10V9H262ZM71 11V10H70ZM87 11V10H86ZM192 11V10H191ZM62 12H64V11H62ZM66 12V11H65ZM19 13V12H18ZM83 13H85V12H83ZM90 13H91V11H90ZM190 13V12H189ZM252 13V12H251ZM254 13V12H253ZM260 13V12H259ZM257 14V15H260V14ZM93 14V13H92ZM3 16H4V14H2ZM16 15H17V13H16ZM58 14H55V16L54 17H56ZM87 14H85V16H86ZM255 15V14H254ZM253 15V16H254ZM5 16H7L6 14H5ZM75 16V15H74ZM84 16V17H85ZM88 16H90V14L88 15ZM125 16H126V14H125ZM252 16V15H251ZM9 17V16H8ZM16 17V16H15ZM91 17V16H90ZM93 17V16H92ZM135 17V16H134ZM256 17V16H255ZM261 17V16H260ZM42 18V17H41ZM51 18V17H50ZM59 21L61 20V19H66L65 17H64V14L62 15L61 14V16H60V13H59V16H57L56 17ZM184 18V17H183ZM264 17H262V19H263ZM0 19H1V22H0V36H2V37H5V38H7V37H9V36H13L14 34L12 33V30H14V29H17V26L12 22L13 21V19H14V16H13V19L12 20H10V19H6V17H4V18H2V16L0 17ZM44 19V18H43ZM54 19V18H53ZM93 19V18H92ZM123 19H127V18H123ZM152 19V18H151ZM220 19V21H218ZM257 19V18H256ZM39 20V19H38ZM46 20V19H45ZM50 20V19H49ZM56 20V19H55ZM76 20V19H75ZM74 20V21H75ZM84 20V19H83ZM120 20V21H119ZM131 20H133V19H131ZM169 20V19H168ZM247 20V21H246ZM259 21L261 20V19H258ZM47 21V20H46ZM59 21H56V22H58L59 23ZM98 21H100V20H98ZM134 21V20H133ZM263 22H264V20H262ZM34 22H35V20H34ZM45 22V21H44ZM52 22H54V21H52ZM52 22L50 21V22H48L47 21V23H51L52 24ZM72 22V21H71ZM80 22V21H79ZM82 22V21H81ZM87 22V21H86ZM85 22V23H86ZM94 22H95V20H94ZM101 22V21H100ZM104 22V21H103ZM126 22V21H125ZM131 22V21H130ZM169 22V21H168ZM24 24H27V23H29V21L27 20H25V22H23ZM60 23H61V21H60ZM262 23V22H261ZM51 24H49V25H51ZM54 24V23H53ZM84 24V23H83ZM89 24V23H88ZM131 24V23H130ZM167 24V23H166ZM241 24V23H240ZM9 25V26H8ZM106 25V24H105ZM133 25V24H132ZM238 25V24H237ZM24 26V25H23ZM47 26V25H46ZM54 26V25H53ZM96 26V25H95ZM94 26V27H95ZM104 26V25H103ZM144 26V25H143ZM164 26V25H163ZM171 26V25H170ZM78 27V26H77ZM246 27V26H245ZM260 27V26H259ZM264 27V26H263ZM54 28V27H53ZM130 28V27H129ZM136 28V27H135ZM165 28V27H164ZM244 28V27H243ZM27 29V28H26ZM39 29V28H38ZM51 29V28H50ZM79 29V28H78ZM72 30V29H71ZM75 30V29H74ZM137 30V29H136ZM236 30V29H235ZM96 31V30H95ZM151 31V30H150ZM244 31V30H243ZM260 31V30H259ZM264 31V30H263ZM74 32V31H73ZM91 32V31H90ZM156 32V31H155ZM240 32V31H239ZM245 32V31H244ZM57 33V32H56ZM60 33V32H59ZM127 33V32H126ZM19 34H20V32H19ZM22 34V33H21ZM45 34V33H44ZM61 34V33H60ZM82 34V33H81ZM80 34V35H81ZM96 34V33H95ZM151 34V33H150ZM257 34V33H256ZM46 35V34H45ZM44 35V36H45ZM52 35V34H51ZM58 34H56V37H58L59 38V36H57ZM83 35V34H82ZM93 35H91V36H93ZM127 35V34H126ZM157 35V34H156ZM160 35V34H159ZM241 35V34H240ZM251 35V34H250ZM258 35V34H257ZM18 36V35H17ZM20 36V35H19ZM36 36L37 35H35L34 37H33V39H31V40H29L30 39V37H29V39H28V41L26 42V43H28V44H26V46H23V45H21L20 46V48L19 47H17L16 49L15 48H9V50H11V51H14V54L16 55V56H19V58L21 59H23V60H30L31 58H38V56L37 55H35V52H36V50L37 49H41L42 47H43V43H40V41H38V40H41L42 42H47V41H44L43 40V37H42V34H41V36H38L37 38H36ZM64 36V35H63ZM68 36H69V34H68ZM237 36V37H236ZM254 36V35H253ZM21 37V36H20ZM32 37V36H31ZM50 37V36H49ZM53 37V36H52ZM56 37H54V39H56ZM71 37V36H70ZM129 37V36H128ZM243 37V36H242ZM22 38V37H21ZM27 38V37H26ZM36 38V39H35ZM61 38V37H60ZM80 38V37H79ZM89 38H90V36H89ZM158 38V37H157ZM156 38V39H157ZM263 38V37H262ZM53 38H51V40H52ZM71 39V38H70ZM83 39H85V38H83ZM87 39V38H86ZM159 39V38H158ZM226 39H225V41H226ZM249 39V38H248ZM251 39V38H250ZM253 39V38H252ZM261 39V38H260ZM24 40H27V39H25L24 38ZM59 40V39H58ZM69 40V39H68ZM67 40V42H66V45L63 43L62 44V46L64 47V48H66V49H68L69 51L71 50V48H73V46L71 45V47H69L68 45H67V43L69 42ZM79 40V39H78ZM77 40V41H78ZM125 40V41H124ZM126 40H128V41H126ZM242 40H244V39H242ZM241 40V41H242ZM21 41H23V40H21ZM38 41V42H37ZM57 40H55L54 41V43H52V45L54 46H52L53 48H57L58 47V45L60 46V44H58L57 46L55 45V44H57L58 42H56ZM62 42L64 41V40H61ZM72 41V40H71ZM83 41V40H82ZM224 41V40H223ZM9 42V41H8ZM53 42V41H52ZM61 42V43H62ZM74 42V41H73ZM81 42V41H80ZM126 42H127V45H128V43H129V45L131 46V45H133V46H131L132 48L131 49H129V48H127L124 44H126ZM132 42V43H131ZM217 42H219V41H217ZM221 42V41H220ZM243 42V41H242ZM23 43V42H22ZM70 44H71V42H69ZM131 43V44H130ZM244 43V42H243ZM76 44V43H75ZM78 44V43H77ZM248 44V43H247ZM254 44V43H253ZM49 45H50V42H49ZM48 45V46H49ZM19 46V45H18ZM47 46V45H46ZM56 46V47H55ZM82 46H83V42H82ZM88 46V45H87ZM63 47H61V48H63ZM77 47H78V45H77ZM89 47V46H88ZM87 47V48H88ZM220 47V48H221ZM255 47V46H254ZM253 47V48H254ZM46 48V47H45ZM51 48V47H50ZM59 48V47H58ZM60 48V49H61ZM80 47H78V49H79ZM221 48V49H222ZM248 48H249V46H248ZM262 48V47H261ZM40 49H39V51H40ZM213 49V48H212ZM247 49V48H246ZM251 49V48H250ZM258 49V48H257ZM56 50V49H55ZM63 50V49H62ZM64 51V57L66 58V61H64L65 63H63V62H60V63H63V65H67V66H60L58 63V61L59 60H56L58 57H59V55L58 54H56L55 56H54V58H55V61H56V65L57 66H59L60 68H61V70L58 68V71L59 72H53V70H52V72H50V73H53V75H52V77H53V79H52V77H51V75H50V77L51 78H47L48 76H49V74L50 73H48V75H47V77H46V75L44 76V73L41 75L42 77H35V79H33V81L34 82H36V81H38V84H40V83H42L43 82V85H40V86H43L42 88H44V87H46V88H50L49 86H48V82L50 81V79L51 80H54L53 82H58V80L59 79H62V77H65V78H67L66 76H67V73L66 72H68V70H67V68H68V66L70 65V63H73L74 62V56L76 57V55L77 54H75V55H73V54H70V52L69 51ZM3 51V50H2ZM26 51H28V52H26ZM58 51V53H59V49L58 50H56V52ZM131 51H133V52H131ZM38 52V51H37ZM62 52V51H61ZM60 52V53H61ZM69 52V53H68ZM72 52H73V50H72ZM143 52H146L147 53V56H145V57H143L142 56V54H143ZM253 52H254V49H253ZM257 52V51H256ZM5 53V52H4ZM39 53V52H38ZM37 53V54H38ZM59 53V54H60ZM63 53V52H62ZM61 53V54H62ZM81 54V53H80ZM94 54V53H93ZM50 55V54H49ZM49 55H47V56H49ZM63 55V54H62ZM90 55V54H89ZM99 55V56H100ZM7 56V55H6ZM28 58H27V57ZM43 56V55H42ZM202 56V55H201ZM215 56V55H214ZM255 56V55H254ZM31 57V58H30ZM50 57H52V56H50ZM61 57V56H60ZM80 57H82L81 55H80ZM83 57H84V55H83ZM199 57V56H198ZM240 57H242V59H240ZM251 57V56H250ZM258 57H260V56H258ZM1 58V57H0ZM65 58H62V59H65ZM92 58V57H91ZM183 58L181 59V60H183ZM203 58H205V57H202V59ZM211 58V57H210ZM213 58V57H212ZM249 58V57H248ZM255 58V57H254ZM9 59V58H8ZM20 59H19V61H20ZM59 59H61V58H59ZM78 59V58H77ZM94 59V58H93ZM97 59V58H96ZM200 59V58H199ZM251 58H249V59H247V61L248 60H250ZM4 60H7V59H4ZM3 59H0V72H2V74L4 73V75H1L0 76V88H2L1 86H15L16 84H18L19 82H21L20 84H22V82H26L27 80H29L28 78L29 77H31L32 76V78H34L33 77V75H34V73L32 72L33 70H29V69H24V67L22 68V66H21V68L22 69H24V71H20L19 73L17 72L16 73V71H15V73H13V71H9L10 72V74L8 73V71H7V74H5L6 73V70L5 69H7L8 68V65H10V63H12V62H7V61H4ZM32 60V59H31ZM104 60V59H103ZM180 59H179V61H181ZM204 60V59H203ZM25 61V62H26ZM63 61V60H62ZM83 61V60H82ZM184 61V62H185ZM251 61H252V59H251ZM21 62H23V61H21ZM44 62H46V61H44ZM81 62V61H80ZM79 62V63H80ZM89 62H91V61H89ZM89 62H85L86 64H91V63H89ZM93 62V61H92ZM98 62H100V61H98ZM250 62V61H249ZM31 63V62H30ZM67 63V64H66ZM169 63V62H168ZM177 63H178V60H177ZM176 63V64H177ZM181 63V62H180ZM197 62H195V64H196ZM203 62H201V64H202ZM224 63V64H225ZM241 63H243V61L241 62ZM240 63V64H241ZM245 63V62H244ZM82 64H83V62H82ZM81 64V65H82ZM216 64V63H215ZM222 64V63H221ZM5 65H7L6 67L7 68H5L4 66ZM77 65V64H76ZM85 65V64H84ZM87 65V66H88ZM92 65H94V64H92ZM165 65H166V67H165ZM173 65V64H172ZM212 65V64H211ZM214 65V64H213ZM217 65V64H216ZM215 65V66H216ZM14 66V65H13ZM18 66V65H17ZM26 66V65H25ZM55 66V65H54ZM70 66H72V64L70 65ZM95 66V65H94ZM198 66V65H197ZM235 66V67H236ZM241 66V65H240ZM10 67V66H9ZM27 67V66H26ZM67 67V68H66ZM83 70H84V68L82 67V66H80ZM80 67H78L79 69H80ZM89 67V66H88ZM126 67V68H127ZM129 67L127 68V69H129ZM173 67H176L175 66V64H174V66ZM179 67V66H178ZM187 67V66H186ZM206 67V66H205ZM208 67V66H207ZM206 67V68H207ZM210 67V66H209ZM226 67V68H227ZM228 67V68H229ZM31 68V67H30ZM73 68V67H72ZM87 68V67H86ZM90 68V67H89ZM91 68H94V67H91ZM91 68L90 69H88V70H91ZM168 68L170 69V67L168 66ZM180 68V70H181V67H179ZM183 68V67H182ZM192 68V67H191ZM190 68V69H191ZM211 68H212V66H211ZM220 68V67H219ZM222 68V67H221ZM220 68V69H221ZM225 68V67H224ZM227 68V69H228ZM239 68H241V67H239ZM11 69V68H10ZM56 70H57V67L55 68ZM174 69V68H173ZM210 69V68H209ZM219 69V70H220ZM8 70V69H7ZM19 70H20V67H19ZM18 70V71H19ZM75 71L77 70V69H74ZM73 70V71H74ZM81 70V69H80ZM80 70H77V71H80ZM86 70V69H85ZM168 70V69H167ZM171 70V69H170ZM185 70V69H184ZM196 70V69H195ZM225 70V69H224ZM47 71V70H46ZM82 71V70H81ZM93 72H95L94 71V69L92 70ZM122 71H124V70H122ZM162 71V72H161ZM190 71V70H189ZM207 71H209V70H207ZM215 71V70H214ZM222 71V70H221ZM230 71V70H229ZM24 72V73H23ZM69 72H70V69H69ZM69 72H68V74H69ZM72 72V71H71ZM70 72V73H71ZM161 72V73H160ZM172 72V71H171ZM175 72V71H174ZM177 72V71H176ZM179 72V71H178ZM186 72V71H185ZM202 72L203 71H201V74H202ZM212 72V71H211ZM228 72V71H227ZM72 73H74V72H72ZM71 73V74H72ZM97 73V72H96ZM110 73V72H109ZM131 73V74H130ZM170 73V72H169ZM169 73H167V75L169 74ZM181 73V72H180ZM204 73V72H203ZM208 73V72H207ZM206 73V74H207ZM214 73V72H213ZM221 73V72H220ZM224 73V72H223ZM9 74V75H8ZM41 74V73H40ZM45 74H47V72H45ZM80 74V73H79ZM78 74V75H79ZM84 74V73H83ZM107 74V73H106ZM133 74V75H132ZM164 74V75H163ZM206 74H203L204 75V78H205V75ZM215 74H216V72H215ZM236 74V73H235ZM73 75V74H72ZM76 75V74H75ZM82 75V74H81ZM170 75H171V73H170ZM172 75H173V73H172ZM171 75V76H172ZM179 75V74H178ZM183 75H184V73H183ZM190 75V74H189ZM209 75V74H208ZM222 75V74H221ZM225 75H227V73L225 74ZM77 76V75H76ZM76 76H74L75 78H79V77H81L80 79H88V77L89 76H86V74L85 75H83V76H78V77H76ZM92 76H94V74L93 75H91L90 77H89V80H91V78H92ZM185 76V75H184ZM188 76V75H187ZM197 76V75H196ZM200 75H198V80H201L202 81V79H199V78H202V77H199ZM212 76V77H211ZM211 79L212 78H214V77H216L214 74H211ZM217 76H218V74H217ZM168 77V76H167ZM207 77V76H206ZM209 77V78H210ZM68 78H70V77H68ZM67 78V79H68ZM73 78V77H72ZM178 78H179V76H178ZM219 78V77H218ZM84 79V80H85ZM112 79V78H111ZM174 79V78H173ZM181 79V78H180ZM194 79V78H193ZM231 79V78H230ZM94 80V79H93ZM95 80H97V78L95 79ZM107 80H108V78H107ZM185 80V79H184ZM186 80H188V79H186ZM195 80H196V78H195ZM92 81V80H91ZM189 81V80H188ZM203 81H205V83H206V80H204L203 79ZM71 82V81H70ZM104 82V81H103ZM106 82V81H105ZM107 82H110V81H107ZM112 82V81H111ZM187 82V81H186ZM192 82V81H191ZM200 81H198L197 83H199ZM80 83V82H79ZM94 83H95V81H94ZM118 83V82H117ZM172 83H175V85H174V88H173V84L171 85ZM26 84H27V82H26ZM25 84V85H26ZM29 84V83H28ZM33 84V83H32ZM50 84H51V81H50ZM57 84V83H56ZM70 83H69V81L68 82H63L62 84H60V85H58L59 86V88H57V89H60V91L58 90L57 91V94H58V92H61V93H63L64 95L65 94H70L69 95V97L71 96V95H73V96H75V97H77V98H82V99H89L90 100V97H93V94L92 95H90L91 93V89L89 88V87H87L86 85H84L83 86V88H81L80 90L79 89H76V87L75 86H70L69 85ZM107 84V83H106ZM113 84V83H112ZM115 84V83H114ZM196 84V83H195ZM195 84H194V86L193 87H195ZM201 84H203V82L201 83ZM30 85V84H29ZM90 85V84H89ZM92 85V84H91ZM117 85H115V86H117ZM151 85V88L150 87H148V88H146V89H148L147 91H142L141 89H143V88H145V86H150ZM152 85H156V87H152ZM184 85H185V83H184ZM187 85V84H186ZM200 85V84H199ZM199 85H197V86H199ZM220 85V84H219ZM52 86V85H51ZM55 86V85H54ZM93 86V85H92ZM98 86V85H97ZM172 86V87H171ZM192 86V85H191ZM5 87V88H6ZM57 87V86H56ZM79 87V86H78ZM96 87V86H95ZM207 87V86H206ZM216 87V86H215ZM258 87V86H257ZM80 88V87H79ZM186 88V87H185ZM188 88V87H187ZM190 88V87H189ZM51 89V88H50ZM53 89V88H52ZM51 89V90H52ZM56 89V90H57ZM96 89V88H95ZM120 89V90H119ZM122 89H124L123 91L124 92H122ZM136 89V90H135ZM138 89V90H137ZM145 89V90H146ZM201 89V88H200ZM256 89V88H255ZM43 90V89H42ZM49 89H47L46 91H48ZM51 90H49V91H51ZM55 90V91H56ZM193 90V89H192ZM197 90V89H196ZM195 90V91H196ZM18 91V90H17ZM53 91V90H52ZM54 91V92H55ZM94 91H96V90H94ZM111 91V92H112ZM127 91V92H126ZM131 91V93L133 94V92ZM187 91V90H186ZM194 91V92H195ZM199 91H201V90H199ZM93 92V91H92ZM203 92V91H202ZM208 92V91H207ZM50 93V92H49ZM53 93V92H52ZM56 93V92H55ZM54 93V94H55ZM112 93H115V91H113ZM120 93V92H119ZM120 93V94H121ZM196 93V92H195ZM46 94H48L47 92H46ZM60 94V93H59ZM62 94V95H63ZM87 94H89V95H87ZM110 94V93H109ZM122 95V94H121ZM124 95V94H123ZM224 95V94H223ZM226 95V94H225ZM48 96V95H47ZM54 96V95H53ZM72 96V97H73ZM110 96V95H109ZM108 96V97H109ZM118 96V95H117ZM116 96V97H117ZM120 96V95H119ZM248 96V95H247ZM57 97V96H56ZM55 97V98H56ZM68 97V98H69ZM98 97V96H97ZM122 97V96H121ZM120 97V98H121ZM128 97V96H127ZM203 97V98H204ZM67 98V100L69 101V99ZM122 98H124V97H122ZM254 98V97H253ZM260 98V97H259ZM60 99V98H59ZM65 99V98H64ZM87 99V100H88ZM104 99H106V95H105V98ZM108 99V98H107ZM114 99V98H113ZM127 99V98H126ZM225 97H224V101H225ZM239 99V98H238ZM46 99L45 98H42V101H45ZM73 100V99H72ZM91 100H92V98H91ZM122 100V99H121ZM167 100V99H166ZM169 100V99H168ZM167 100V101H168ZM240 100H242V99H240ZM240 100H236V103L237 104H245V106L247 105V106H249V107H251V109H252V107H253V109H256L257 110V112H259V113H257V114H263V116H264V106H262V105H254L250 100L251 99H248L247 101H246V99H245V101H240ZM60 101H62L61 99H60ZM65 101V100H64ZM63 101V102H64ZM86 101V100H85ZM101 101V100H100ZM184 101L186 102V101H190L188 104L186 103H184ZM226 101H227V99H226ZM80 102V101H79ZM164 102H166L165 100H164ZM198 102V105H194V104H196ZM204 102V103H205ZM109 103H108V105H109ZM140 103V104H139ZM203 103V104H204ZM225 103V102H224ZM58 104V103H57ZM68 104H69V102H68ZM158 104H160V102L158 103ZM162 104V103H161ZM164 104V103H163ZM234 104V103H233ZM126 105H124V107H126ZM168 105H171V107H172V104H168ZM168 105H167V107H168ZM195 106V107H191V106ZM208 105V104H207ZM215 104L213 103L210 107H208V110H202V111H205V112H203V113H207L206 111H208V112H211V111H209L210 109L209 108H211V110H212V108H214L215 110H218L219 108H221V105H220V107L219 106H217V105H215ZM228 105V104H227ZM226 105V106H227ZM230 105V104H229ZM34 106V105H33ZM45 106H47V105H45ZM130 106V105H129ZM134 106V105H133ZM137 106V108H139ZM153 106H155V105H153ZM200 106V105H199ZM202 106V105H201ZM206 106V105H205ZM231 106H233V105H231ZM236 106V105H235ZM246 106V107H247ZM43 107H44V104H43ZM47 107H52V106H47ZM142 107H144V106H142ZM141 107V108H142ZM160 107V106H159ZM203 107V106H202ZM238 107H240V105H238ZM44 108H46V107H44ZM53 108V107H52ZM89 108V107H88ZM196 108L198 109V114H196ZM201 108V107H200ZM225 108V107H224ZM235 107H233V109H234ZM47 109V108H46ZM45 109V110H46ZM122 109V108H121ZM145 109H147V108H144V110ZM168 109V108H167ZM205 109H207L206 107H205ZM38 110H40V112H41V110H44V109H42V108H39ZM61 110V109H60ZM60 110L58 111V112H60ZM100 110V111H99ZM123 110H125V109H123ZM140 110V109H139ZM239 110V109H238ZM34 111H37V109H35ZM33 111V112H34ZM47 111V110H46ZM54 110H52V112H53ZM65 111V110H64ZM64 111H62V112H64ZM130 111H132V110H130ZM143 111V110H142ZM153 111V110H152ZM156 111V110H155ZM158 111V110H157ZM214 111V110H213ZM219 111H220V109H219ZM221 111H222V108H221ZM220 111V114H223V112H221ZM225 111V110H224ZM43 112V111H42ZM45 112V111H44ZM48 112V111H47ZM65 112H67V111H65ZM140 112H141V110H140ZM217 113L218 111H214V113ZM231 112V111H230ZM236 112H238L236 115H238V114H240L239 113V111H237V110H235V113ZM245 112V111H244ZM251 111H249V113H250ZM225 113V112H224ZM242 113V112H241ZM246 113V112H245ZM43 114H45V113H43ZM72 114V113H71ZM139 114V113H138ZM212 114H213V112H212ZM228 114V113H227ZM226 114V115H227ZM243 114V113H242ZM248 114V113H247ZM252 114H253V112H252ZM34 115V114H33ZM54 115V114H53ZM135 115V114H134ZM203 115H205V114H203ZM216 115V114H215ZM225 115V116H226ZM250 115V114H249ZM40 116V115H39ZM56 116V115H55ZM122 116V115H121ZM202 116V115H201ZM200 116V117H201ZM210 116V115H209ZM53 117V116H52ZM83 117V116H82ZM83 117V118H84ZM200 117H199V119H200ZM203 117V116H202ZM208 117V116H207ZM222 117H223V115H222ZM226 117H229V115L228 116H226ZM225 117V118H226ZM185 120H184V119ZM205 118H206V115H205ZM209 118V117H208ZM213 118V117H212ZM219 118V117H218ZM254 118V117H253ZM257 118V117H256ZM80 119V118H79ZM122 120L121 122H123V123H120L119 121L117 122L116 120ZM182 119H183V121H182ZM210 119H211V117H210ZM215 119V118H214ZM214 119H212V120H214ZM222 119H224V117L223 118H221L220 119V121L222 120ZM195 120H197L196 119V117H195ZM195 120H193V122L194 123H196L195 122ZM201 121H204L203 119H200ZM206 120V119H205ZM226 120V119H225ZM258 120H260V119H258ZM264 120V119H263ZM262 120V121H263ZM78 121V120H77ZM210 121V120H209ZM223 121V120H222ZM222 121H221V123H220V125H222V128H223V125L224 124H222ZM227 121V120H226ZM225 121V122H226ZM188 122V123H187ZM193 122H191V124L193 123ZM206 122V121H205ZM219 122V121H218ZM224 122V123H225ZM146 123H150V122H146ZM199 123V122H198ZM202 123V122H201ZM210 123H212V122H210ZM217 123V122H216ZM228 123V122H227ZM81 124H83V122L81 123ZM125 124V125H124ZM187 124V125H186ZM190 124V123H189ZM197 124V123H196ZM196 124H193V125H196ZM219 124V123H218ZM51 125V124H50ZM85 125V124H84ZM192 125V128L194 129V130H199V128H197L196 126H195V128H197V129H195L194 128V126ZM220 125H217V126H220ZM8 126V125H7ZM72 126H74V125H72ZM191 126V125H190ZM189 126V127H190ZM204 126V125H203ZM212 126V125H211ZM49 127H51V126H49ZM121 127H123V129L124 130H120V128ZM205 127V126H204ZM212 127H214V126H212ZM216 127V126H215ZM13 128H14V126H13ZM151 128V129H150ZM190 129V130H193V129ZM206 128V127H205ZM57 130H61V132L60 133H52L53 134V137H55L58 141H62L63 140V142L65 143L66 141H64V140H69L68 138L70 137V136H66L65 134L67 133V131L65 130L66 128H64V127H60V126H58V128H56ZM71 129V128H70ZM15 130V129H14ZM14 130H12V131H14ZM210 130V131H211ZM87 131V130H86ZM84 132V131H83ZM100 132V133H101ZM190 132H192V131H190ZM200 132H201V129H200ZM206 132H207V130H206ZM14 133V132H13ZM41 133V132H40ZM50 133V132H49ZM64 133V134H63ZM88 132H86V133H83V134H79V133H74V134H71V135H80V137H84V139L87 141V137L85 136L86 134H87ZM99 133V132H98ZM186 135H185V134ZM195 133V132H194ZM198 133V132H197ZM95 134V133H94ZM196 134V133H195ZM209 134V133H208ZM214 134V135H213ZM68 135V134H67ZM70 135V134H69ZM102 135V134H101ZM197 135V134H196ZM206 137H205V136ZM185 136V137H184ZM191 136H194V135H192V133H191ZM190 136V137H191ZM202 136H204V137H202ZM44 137V136H43ZM53 137H52V139H53ZM96 138V137H95ZM118 137H116V139H117ZM120 138V137H119ZM114 139V138H113ZM89 140V139H88ZM101 140H103V139H101ZM105 140V139H104ZM109 140H111V139H109ZM71 141V140H70ZM72 141H74V140H72ZM117 141V140H116ZM115 141V142H116ZM106 142V141H105ZM111 142H113L112 140H111ZM110 142V143H111ZM57 143V142H56ZM60 143V142H59ZM77 143V142H76ZM83 143V142H82ZM106 143H108V142H106ZM109 143V144H110ZM67 144V143H66ZM151 144V145H150ZM76 145H78V144H76ZM79 145H81V144H79ZM124 145V146H125ZM230 145H233V148L235 147V148H237L236 150H238V149H240V153H238V152H236L237 153V156H231V154L230 155H228L227 154V148H226V146H230ZM102 146V145H101ZM108 146V145H107ZM113 146V144L111 145V147ZM123 146V147H124ZM151 146H154V147H151ZM155 146H156V148H155ZM157 146H158V148H157ZM79 147V146H78ZM109 147V146H108ZM110 147V148H111ZM114 148H115V146H113ZM122 147V148H123ZM231 147V146H230ZM230 147L228 148L229 150H230ZM113 148V149H114ZM125 148V147H124ZM125 148V149H126ZM232 148V149H233ZM78 149V148H77ZM84 149V148H83ZM82 149V150H83ZM112 149V148H111ZM212 149V150H211ZM232 149H231V151H232ZM100 151V150H99ZM112 151V150H111ZM215 151H216V153H215ZM218 151V152H217ZM234 152V153H235ZM229 153V152H228ZM236 153H235V155H236ZM109 154V155H108ZM222 154H220V156H222ZM59 155V154H58ZM79 155V154H78ZM87 155V154H86ZM89 155V154H88ZM100 155V154H99ZM233 155V154H232ZM90 156H91V154H90ZM194 156V157H193ZM231 156V157H230ZM113 157V156H112ZM200 158L201 157V160H199L198 158V161H194L195 163H192L193 161H192V159H191V161H189L188 159H190V158ZM95 158V157H94ZM115 158V157H114ZM186 158H188V159H186ZM195 158V159H196ZM215 158V159H214ZM218 158V157H217ZM220 158V157H219ZM262 158V159H261ZM89 159V158H88ZM184 159H186V160H184ZM194 159V160H195ZM196 159V160H197ZM204 159V161L205 162H203L202 160ZM263 160V161H262ZM32 161V160H31ZM94 161V160H93ZM88 162V161H87ZM185 162H187V163H185ZM257 162H259V159H258V161ZM216 163V162H215ZM224 163V162H223ZM186 164V166H184ZM229 164V165H230ZM256 164V163H255ZM258 164V163H257ZM247 167H246V166ZM253 165V164H252ZM264 165V164H263ZM262 165V168H263V170H264V166ZM114 166V165H113ZM205 166V167H204ZM215 166V165H214ZM218 166V165H217ZM245 166V167H244ZM254 166V165H253ZM257 166H259V165H257ZM119 167V168H120ZM185 167V168H184ZM194 167V168H193ZM255 167V166H254ZM187 169L188 170V172L190 171V174L188 175V174H182L181 173V170L182 169ZM17 169V168H16ZM38 169V168H37ZM181 169V170H180ZM210 169L211 170H214L215 168H213V166L212 167H210ZM123 170V169H122ZM209 170V169H208ZM262 170V171H263ZM100 171V170H99ZM194 171V170H193ZM192 171V172H193ZM220 171V172H221ZM260 171H261V169H260ZM10 172H11V169H10ZM9 172V173H10ZM16 172V171H15ZM183 172V171H182ZM198 172H200L199 170H198ZM242 172V171H241ZM186 173H187V171H186ZM196 172H194V174H195ZM201 173V172H200ZM202 174V173H201ZM204 174V173H203ZM219 174V173H218ZM258 174H260V172L258 173ZM6 175V174H5ZM9 175V174H8ZM102 175V174H101ZM100 175V176H101ZM104 175V174H103ZM224 175V176H225ZM17 176V175H16ZM201 176V175H200ZM245 176V177H246ZM262 176V175H261ZM243 178H244V176H242ZM248 177V176H247ZM16 178V177H15ZM104 178V177H103ZM102 178V179H103ZM110 178V177H109ZM120 178V177H119ZM240 178V177H239ZM5 179V178H4ZM9 179V178H8ZM23 179V178H22ZM106 179H107V177H106ZM106 179H105V181H106ZM179 179H184L182 182H179L178 183V181H179ZM222 179H224V178H222ZM263 179V178H262ZM2 180H3V178H2ZM6 180H7V178H6ZM6 180H4V181H6ZM60 180V179H59ZM118 180H123V178H120V179H118ZM173 180V181H172ZM191 180V181H190ZM202 180V181H201ZM257 181L258 180V182L259 183H257L256 184V182H253V181ZM18 181V180H17ZM200 181V182H199ZM226 181H227V183H226ZM262 182V181H261ZM105 183V182H104ZM216 184L217 186H218V184L221 186V188L222 187H224V189H226L227 190V192H222V193H220V190H216L215 188H213V187H211V184ZM168 184H170V183H168ZM26 185V184H25ZM106 185H107V183H106ZM129 185V184H128ZM128 185H126L127 187H128ZM151 185H153V184H151ZM156 185H154V187H156ZM45 186V185H44ZM125 186V187H126ZM157 186V187H158ZM164 186V185H163ZM219 186V187H220ZM246 186H247V184H246ZM112 187V186H111ZM129 187H130V185H129ZM239 187H241V186H239ZM2 188V187H1ZM38 188V187H37ZM172 188V187H171ZM183 190H182V189ZM21 189V188H20ZM20 189H19V191H20ZM23 189V188H22ZM180 189L182 190V191H184V193L182 192L181 193V191H180ZM223 189V190H224ZM25 190V189H24ZM27 190V189H26ZM48 190V189H47ZM108 190H110V191H108V192H111V189H108ZM170 190V189H169ZM18 191V192H19ZM114 191H116L115 189H114ZM178 191V192H177ZM233 191V190H232ZM247 191H248V189H247ZM3 191L2 190H0V211L1 212H5L6 214H5V216L3 215H0V221L2 222V223H4L6 226H7V228H6V231H4V229L3 230H1L0 229V233L3 235V236H5L6 237V239L8 240V242L11 244L18 236L16 235V233H15V231H17L18 229V227H20L19 226V224H22V222H25L26 224H28L29 225V227H30V229H31V231L33 232V234H34V238L33 239H31V240H26L27 238H28V235L26 234V233H23V234H21L19 237L20 238H18L16 241H14V242H16L17 244L16 245H13V248L11 249L10 248V250H11V254H9L10 255V257H11V259H14L15 258V256H17L18 255V250H19V244L18 243H20V241L21 240H26V243H28V242H31L32 240L35 242V243H37V245H36V247L34 248V251L32 252V253H30V254H28L27 256H28V259H29V261L32 263V264H67L63 259H61V257H62V249L64 248L63 246H62V244H63V239L62 238H64V237H66V236H64V237H62L61 239H59L60 238V236H58V235H56L55 233H54V230H53V226L54 225H52V224H50L48 221H47V219L45 218V214H43L44 212L43 211H41L38 207H36L35 205H30V204H27V203H31V202H33V201H31V202H27L26 203V201H28V199L26 200V201H24V200H21L20 198H19V196L17 197L13 192H9V191H6V192H4V194L2 193ZM41 192H42V190H41ZM93 192V191H92ZM95 192V191H94ZM117 192V191H116ZM115 192V193H116ZM166 192H168V191H166ZM219 193V194H217V195H215L214 193ZM264 192V191H263ZM40 193V192H39ZM49 193V192H48ZM18 194V193H17ZM22 194V193H21ZM55 194V193H54ZM86 194V193H85ZM94 194V193H93ZM97 194V193H96ZM128 194H130V193H128ZM135 194V193H134ZM167 194V195H168ZM188 194V196L190 195V196H192L193 197V200H190V201H186V199H185V195H187ZM29 195H31V194H28V196ZM74 195V194H73ZM82 195V194H81ZM87 195H88V193H87ZM90 195H92V193L90 194ZM98 195V194H97ZM113 195V194H112ZM111 195V196H112ZM119 195V194H118ZM223 195V196H222ZM31 196H33V195H31ZM55 196V195H54ZM83 196V195H82ZM94 196H96V195H94ZM100 196V195H99ZM107 197V199L109 198V195L107 194L106 195ZM113 196H116V195H113ZM217 196H222V201L224 202V204L226 205V203H228L227 204V206H225L224 208H223V206L221 207V208H223L222 210H225V211H220V212H217V213H211V211H210V209H205V210H203L202 212H199V209H202V208H200V206L201 207H205L206 205L205 204H203V203H205V202H198V200L200 199V198H212V197H216L217 199H218V197ZM259 196V195H258ZM22 197V196H21ZM47 197V196H46ZM53 197V196H52ZM81 197V196H80ZM101 197V196H100ZM127 197V196H126ZM126 197H123V198H126ZM29 198V197H28ZM128 198V197H127ZM138 198V197H137ZM215 198V199H216ZM259 198H257V199H259ZM34 199V198H33ZM39 199V198H38ZM74 199V198H73ZM76 200H77V198H75ZM74 199V200H75ZM83 199V198H82ZM102 199V198H101ZM112 199H114V198H112ZM118 199V198H117ZM117 199H115V200H117ZM119 199L121 200L122 198H120L119 197ZM134 199V198H133ZM143 199V198H142ZM146 199H144V200H146ZM192 199V198H191ZM202 199L200 200V201H202ZM247 199L249 200L248 202H247ZM32 200V199H31ZM50 200V199H49ZM100 200V199H99ZM95 201V202H97L98 203V206L99 205H101V203H102V201L100 202V201ZM111 200V199H110ZM124 200V199H123ZM122 200V201H123ZM127 200H129L128 202H130L131 201V198L130 199H126V201ZM135 200V199H134ZM137 200V199H136ZM29 201H30V198H29ZM54 201H56V200H53L52 202H54ZM82 201V200H81ZM85 201H87V202H82V203H84V206H83V204L80 206V207H77V206H75L74 205V208H73V211H72V209H71V211L73 212V218H74V224H75V227H74V234H72L73 236L71 237V234L68 236L67 235V237L69 238V240H70V238H75L74 239V242H75V240L76 239H78L79 240V242H80V240L83 242V244L84 243H86V244H88V248L86 247V249L88 250L89 248H91V247H93L94 246V248L93 249H95V247L98 249H100L101 251H102V253L104 254V257H105V263L104 264H116V260H114L113 261V259H114V257L117 255V253L118 252H121V251H123V250H125L124 248H126V245H124V244H121V241H120V243L118 242V239H117V237H119L118 236V234L117 235H114L115 233L113 232H111V231H109V230H107V231H109V232H103V231H106L105 229H103V228H105V227H109V229L111 230V229H114V228H112L113 226H114V223L111 221L110 222V219L112 220V215H111V218L108 220H106V219H104V218H102V216H100L101 214L100 213H102L103 212V210L101 209H99V210H97V209H95L94 211L92 210V207H93V202H91V201H88V200H85ZM125 200H124V202H126ZM204 201H208V200H204ZM210 201V200H209ZM215 201V200H214ZM219 201V200H218ZM221 201V202H222ZM244 201H246L247 203H246V209H244V208H242L241 206H242V204L244 203ZM10 202L12 203V202H14V203H17V205L18 206H20V207H26V209L25 210H23L22 208H13V206L14 205H12V204H10ZM46 202V201H45ZM73 202V201H72ZM109 202H111V201H109ZM108 202V203H109ZM116 202V201H115ZM146 202V201H145ZM145 202L143 201V200H141L140 199V197H139V200H138V204L136 203V204H134L135 202L133 201V203L132 204H134L135 206L136 205H138L139 207H144L146 204H145ZM221 202L219 203V204H221ZM226 202V203H225ZM34 203V202H33ZM57 203H58V201H57ZM229 203H231V204H229ZM45 204V203H44ZM47 204H48V202H47ZM53 204V203H52ZM65 204V203H64ZM74 204V203H73ZM76 204V203H75ZM78 204V203H77ZM116 204V203H115ZM132 204H130V205H132ZM218 204V205H219ZM17 205H15V206H17ZM42 205V204H41ZM54 205H56V204H54ZM67 204H65V206H66ZM79 205H80V202H79ZM78 205V206H79ZM157 205V204H156ZM48 206V205H47ZM57 206V205H56ZM96 206V205H95ZM114 206V205H113ZM137 206V207H138ZM158 207H159V205H157ZM180 206V205H179ZM179 206L177 207V209H175V213L177 212V211H182L180 208H179ZM209 206V205H208ZM207 206V207H208ZM210 206H212V205H210ZM216 206V205H215ZM63 207V206H62ZM89 208V209H91V218H87L85 215L87 214L86 213V210H85V212H84V214L85 215H81L80 214V212L81 213H83V211H84V209L85 208ZM184 207V208H185ZM213 207V209H214V206H212ZM46 208V207H45ZM50 208H51V206H50ZM191 208H189V209H191ZM206 208V207H205ZM220 208V209H221ZM47 210H48V208H46ZM53 209V208H52ZM57 208H55L54 210H56ZM113 209V208H112ZM123 209V208H122ZM192 209H191V211H192ZM204 209V208H203ZM45 210V209H44ZM50 210V209H49ZM53 210V211H54ZM159 210V209H158ZM177 210V211H176ZM215 210V209H214ZM31 211H33V212H31ZM52 210H50L49 212H51ZM63 211V210H62ZM96 211H100V213L99 212H96ZM108 211V210H107ZM124 211V210H123ZM139 211H140V209H139ZM187 211V210H186ZM56 212V211H55ZM156 212V209L154 208V209H151V208H144V209H142L139 213L138 212H136V214H134V216L132 217V216H130L131 217V219H133L134 220V222L135 223H137L139 220H144V223H147V225H145L144 227L143 226H139V228H134L133 230H131L130 231V227L127 225V223L130 221V219H129V217L126 219V220H124L125 219V216H123V218L122 217H120V216H118L115 220L116 221H118L119 220V231H122V230H124L125 232L127 231V233L128 234H130V236L132 235L133 237L132 238H134V241L137 243V248L138 247H141L142 248V246H140V243H141V238H140V236H138V232H142L143 230H144V228H146V227H149L148 229L150 230V231H152V235H153V237H155V240H160L161 239V237L162 236H164L165 234H166V232L163 230V232H165V234L164 235H161V234H158L157 232V230H154L153 229V224H151V221L152 222H155V221H153V220H151L150 219V215H152V214H154ZM158 212V211H157ZM189 212V211H188ZM212 212H213V210H212ZM230 212V213H229ZM232 212V213H231ZM53 213V212H52ZM104 213V212H103ZM107 213H109V212H107ZM120 213V212H119ZM183 213V212H182ZM72 214V213H71ZM89 214V215H90ZM106 214V213H105ZM105 214H104V216H105ZM113 215L115 214V213H112ZM176 214H180L179 212H177ZM198 214H196V215H198ZM230 214H232V215H230ZM56 215V214H55ZM69 215V214H68ZM205 215H203L202 217H204ZM231 217H230V216ZM53 216V215H52ZM56 216H58V215H56ZM60 216V215H59ZM65 216V215H64ZM110 216V215H109ZM178 216H180V215H178ZM178 216H176V217H178ZM206 216V217H207ZM208 216V217H209ZM211 216V217H212ZM225 216H228L227 218L225 217ZM46 217H47V215H46ZM53 217H55V216H53ZM86 217V218H85ZM199 217V216H198ZM205 217V218H206ZM225 217V218H224ZM50 218V217H49ZM59 218V217H58ZM71 218V217H70ZM109 218V217H108ZM114 218V217H113ZM191 218V217H190ZM217 218V219H218ZM53 219V218H52ZM62 219V218H61ZM67 219V218H66ZM68 219H69V217H68ZM181 219V218H180ZM212 219V218H211ZM223 219H222V221H223ZM232 219H229L227 222L229 223L228 225L230 226V228H229V230L231 229L232 230V232L234 233V230H233V228H231V227H234L235 225H234V221L232 220ZM54 220V219H53ZM63 220V219H62ZM71 220V219H70ZM115 220H114V222H115ZM142 220H141V222H142ZM164 220H165V222H164ZM167 220V221H166ZM214 220V222L216 221V222H218L219 221V219L218 220H216V218L215 219H213ZM237 220H239L238 222H237ZM244 220V221H243ZM69 221V220H68ZM180 221V222H179ZM221 221V220H220ZM233 223H232V222ZM243 221V222H242ZM70 222V221H69ZM68 222V223H69ZM140 222V221H139ZM225 222V221H224ZM223 222V226L225 225V223ZM67 222H66V224H68ZM73 223V222H72ZM219 223V222H218ZM221 223V222H220ZM232 223V225H230ZM239 223V224H240ZM24 224V223H23ZM154 224V225H155ZM182 224H184V225H182ZM215 224V223H214ZM227 224V223H226ZM18 225V226H17ZM59 225V224H58ZM57 225V226H58ZM213 225V224H212ZM221 225H222V223H221ZM218 226V227H211L210 228V226L208 225L207 227L205 226V225H203V226H205L206 227V229L207 230H204L205 232L204 233H206V234H208L207 236H209L208 237V239H210L211 240V243L209 242V241H206V240H203L204 242L201 244V245H197L198 247L200 246V250H198L199 251V254L201 253L202 255H203V253L202 252H204V254H205V252H206V255L208 256V261H209V263L210 264H231V262H229L227 259H229V257L227 256L226 258L223 256V253L219 250V249H222V247H223V239L222 238H224V239H227V241L228 240H230V242H232V243H238V245H241V243H247L246 245H253V244H256L257 242H259V241H255L253 238L256 236V234L254 233V231H252L251 230V232L255 235V236H251V237H249L248 236V234H246V235H243V236H245V237H243V238H240V239H238L237 238V240L238 241H236L235 240V238H236V236L234 235H232V232H231V234L228 232V231H223V232H225V234L223 235L222 234V230H223V228L224 227H222V226ZM242 225V224H241ZM240 225V226H241ZM245 225V224H244ZM247 225H245L246 227H247ZM24 226L26 227V225L24 224L23 226H21V227H23V229H25L24 228ZM63 226V225H62ZM72 226V225H71ZM227 226V225H226ZM226 226H225V228L224 229H228V228H226ZM236 226L234 227V228H236ZM239 226V227H240ZM243 226V225H242ZM19 228V230L18 231H20V229L22 230V228ZM28 227V228H29ZM59 227H60V225H59ZM65 227H67V226H65ZM115 227V226H114ZM158 227V226H157ZM205 227L203 228V229H205ZM209 227V228H208ZM238 227V226H237ZM251 227V228H250ZM27 228V229H28ZM61 228V227H60ZM72 228V227H71ZM70 228V233H73V231H72V229ZM154 228H156V227H154ZM27 229H25V230H27ZM56 229H58V228H56ZM55 229V230H56ZM68 229H69V226H68ZM161 229V228H160ZM160 229H159V232H160ZM237 229H239V228H237ZM236 229V230H237ZM242 229V228H241ZM247 229V228H246ZM248 229V230H249ZM250 230L248 231L249 233H251L250 232ZM17 231V232H18ZM28 231V230H27ZM66 231H68V230H66ZM72 231V232H71ZM113 231V230H112ZM148 231V230H147ZM149 231V232H150ZM220 231V232H219ZM244 231H246V230H244ZM20 232H24V230H22V231H20ZM26 232V231H25ZM69 232V231H68ZM145 231H143V233H144ZM208 232V233H207ZM243 232V231H242ZM247 232V233H248ZM19 233V232H18ZM28 233V232H27ZM29 233H30V231H29ZM112 233V234H111ZM118 233V232H117ZM124 233V232H123ZM120 234V233H119ZM126 234V233H125ZM222 234V238H221V240H219L220 238V235ZM59 235H60V233H59ZM63 235H66V234H64V232H63ZM127 235V234H126ZM145 234H143V236H144ZM151 235V236H152ZM205 235V234H204ZM252 235V234H251ZM117 236V237H116ZM123 236L124 237H126L124 234H123ZM206 236V235H205ZM240 237H242L241 235H239ZM170 237V236H169ZM232 237H235V238H232ZM165 238V237H164ZM168 238V237H167ZM262 238V237H261ZM72 239V240H73ZM124 239H126V238H124ZM128 239V238H127ZM130 239V238H129ZM151 239V238H150ZM163 239V238H162ZM174 239V238H173ZM18 240H20L19 242H17ZM60 240V241H59ZM123 240V239H122ZM171 240V239H170ZM262 240H264V238L262 239ZM6 241V240H5ZM32 241V242H33ZM127 241V240H126ZM129 241V240H128ZM145 241V240H144ZM198 241V240H197ZM197 241H196V243H197ZM13 242V243H14ZM61 242H62V244H61ZM72 242V241H71ZM2 243V242H1ZM65 243V242H64ZM152 243H154V242H152ZM30 244V243H29ZM74 244H76V242L74 243ZM130 244V243H129ZM134 244V243H133ZM158 244V243H157ZM25 245H27V244H25ZM77 245H78V243H77ZM79 245H80V243H79ZM154 245V244H153ZM161 245V244H160ZM243 245L244 244H242V247H243ZM64 246H66V245H64ZM89 246H91V247H89ZM224 246H225V244H224ZM245 246V245H244ZM63 247V248H62ZM144 247V246H143ZM169 247V246H168ZM140 248V249H141ZM196 248V247H195ZM65 249V248H64ZM67 249V248H66ZM72 249V248H71ZM139 249V250H140ZM144 249V248H143ZM171 249V248H170ZM177 249V250H178ZM199 249V248H198ZM219 251H218V250ZM250 249V248H249ZM248 249V250H249ZM21 250V249H20ZM92 250V249H91ZM91 250L89 251V252H91ZM131 250V249H130ZM176 250V251H177ZM206 250V251H205ZM247 250V249H246ZM81 251V250H80ZM223 251V250H222ZM250 251V250H249ZM262 251V250H261ZM264 251V250H263ZM6 252V251H5ZM4 252V253H5ZM66 252V251H65ZM82 252V251H81ZM100 252V251H99ZM185 252H187V254H185ZM226 252V251H225ZM224 252V253H225ZM242 252H244V251H242ZM242 252H240L239 253V255L242 253ZM246 252H248V251H246ZM254 252V251H253ZM10 253V252H9ZM78 253V252H77ZM138 253V252H137ZM193 253V252H192ZM227 253V252H226ZM252 253V252H251ZM254 253H257V252H254ZM253 253V254H254ZM263 253V252H262ZM262 253H258V254H262ZM66 254V253H65ZM81 254V253H80ZM90 254H92V252L90 253ZM119 254V253H118ZM221 254H222V256H221ZM243 254L246 256V254L245 253H242V255L240 256V258L242 257L243 258V260H245L246 258L245 257H243ZM250 254V253H249ZM249 254H247V255H249ZM258 254H256V257H255V255H253L254 257L253 258H255L254 259V262L252 263V262H250L249 264H264V255L263 256H257ZM221 256V261L220 262H216L217 260V257L218 256ZM225 256L227 255V254H224ZM123 256V255H122ZM163 256V255H162ZM169 256V255H168ZM168 256H165V257H168ZM197 256H198V254H197ZM203 256H205V255H203ZM250 256V255H249ZM248 256V257H249ZM7 257V256H6ZM9 257V258H10ZM14 257V258H13ZM19 257V256H18ZM199 257V256H198ZM197 257V258H198ZM201 257V256H200ZM199 257V258H200ZM239 257V256H238ZM248 257H247V259H248ZM69 258V257H68ZM119 258V260L121 259L120 258V256L118 257ZM206 258V257H205ZM236 258V257H235ZM241 258V259H242ZM250 258H252V255L250 256ZM252 258V259H253ZM1 259V258H0ZM10 259V260H11ZM16 259V258H15ZM201 259V258H200ZM21 260H23V259H21ZM25 260H26V258H25ZM199 260V259H198ZM202 260V259H201ZM200 260V261H201ZM234 260H236V259H234ZM233 260V261H234ZM8 261V260H7ZM12 261V260H11ZM103 261V260H102ZM118 261V260H117ZM161 261H162V264H166V262H168L167 260H166V258H162L161 259ZM180 261V262H181ZM205 261V260H204ZM232 261V262H233ZM2 262H4V260L2 261ZM2 262H1V264H2ZM10 262V261H9ZM120 262V261H119ZM184 262V261H183ZM182 262V263H183ZM236 261H234L233 263L234 264H238L239 262L237 261L236 263H235ZM244 262V261H243ZM24 263V262H23ZM28 264V262L27 261H25V263L24 264ZM203 263V262H202ZM205 263V262H204ZM241 263V262H240ZM239 263V264H240ZM5 264V263H4Z\"/></svg>", "mask_w": 264, "mask_h": 264}]
</instances>
